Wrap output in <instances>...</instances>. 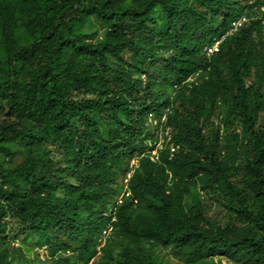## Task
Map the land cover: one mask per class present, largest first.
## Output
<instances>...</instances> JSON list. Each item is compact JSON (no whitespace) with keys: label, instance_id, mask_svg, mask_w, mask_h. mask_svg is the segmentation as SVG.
<instances>
[{"label":"trees","instance_id":"trees-1","mask_svg":"<svg viewBox=\"0 0 264 264\" xmlns=\"http://www.w3.org/2000/svg\"><path fill=\"white\" fill-rule=\"evenodd\" d=\"M263 6L0 0V264H264Z\"/></svg>","mask_w":264,"mask_h":264},{"label":"built area","instance_id":"built-area-1","mask_svg":"<svg viewBox=\"0 0 264 264\" xmlns=\"http://www.w3.org/2000/svg\"><path fill=\"white\" fill-rule=\"evenodd\" d=\"M217 52L218 51V46L215 48L211 49L210 52ZM194 82L196 81L195 78L192 79ZM166 122V117L163 118L162 123ZM159 139L154 143V149L150 152L151 160L152 161H158L160 158V153L165 150V144L168 142L170 143L172 140V132L170 128H167V130L164 132V134L158 135ZM178 147L174 144H170V154L171 157L175 155L177 152Z\"/></svg>","mask_w":264,"mask_h":264},{"label":"rangeland","instance_id":"rangeland-1","mask_svg":"<svg viewBox=\"0 0 264 264\" xmlns=\"http://www.w3.org/2000/svg\"><path fill=\"white\" fill-rule=\"evenodd\" d=\"M264 7V6H263ZM103 35V33L101 34V36ZM153 131H154V129H153ZM152 131V132H153ZM150 132V131H149ZM157 135H160V133L159 134H157ZM207 208V210L209 211V215L210 216H213V217H215L216 216V214H217V207H210V205L208 204V206L206 207ZM19 244H17L16 246H18ZM161 258H164V263L165 264H182V263H180V262H178L173 256H166L165 255V252H162L161 253ZM216 260H219V258H216ZM222 264H235V263H233L232 261H230V260H228L227 258H222Z\"/></svg>","mask_w":264,"mask_h":264},{"label":"clouds","instance_id":"clouds-1","mask_svg":"<svg viewBox=\"0 0 264 264\" xmlns=\"http://www.w3.org/2000/svg\"><path fill=\"white\" fill-rule=\"evenodd\" d=\"M260 11L261 12H264V7H262L261 9H260ZM246 22V20H242L241 22H239V23H235L234 24V29L231 31V33H234L235 31H237L239 28H241V27H243V25H244V23ZM230 33V34H231ZM224 41V38L222 39V40H219V41H216L214 44H213V46H211V47H209L208 49H207V53L209 54V55H214V54H216V53H218L219 52V49H220V45H221V43ZM216 46H218V51L217 52H210L211 51V49H213V48H215ZM195 80H196V77H195ZM163 120V119H162ZM152 151V150H151ZM150 151V152H151ZM151 157V156H150Z\"/></svg>","mask_w":264,"mask_h":264}]
</instances>
